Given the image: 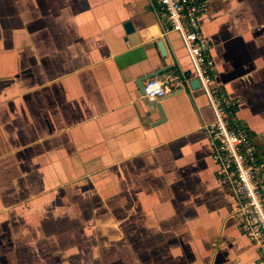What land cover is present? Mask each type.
<instances>
[{
  "label": "crops",
  "instance_id": "0c3cea01",
  "mask_svg": "<svg viewBox=\"0 0 264 264\" xmlns=\"http://www.w3.org/2000/svg\"><path fill=\"white\" fill-rule=\"evenodd\" d=\"M209 16L213 85L264 160V0ZM168 66L192 77L150 0H0V264H264L231 216L203 90L138 89Z\"/></svg>",
  "mask_w": 264,
  "mask_h": 264
},
{
  "label": "built area",
  "instance_id": "2783aa9c",
  "mask_svg": "<svg viewBox=\"0 0 264 264\" xmlns=\"http://www.w3.org/2000/svg\"><path fill=\"white\" fill-rule=\"evenodd\" d=\"M166 29L177 32L197 78L214 112L213 122L203 126L211 158L223 187L232 195L231 216L238 228L264 257V160L257 152L252 133L235 118L240 100H229L213 85L211 40L201 31L209 19L211 0H150ZM176 72H163L143 82L144 96L156 100L179 88Z\"/></svg>",
  "mask_w": 264,
  "mask_h": 264
},
{
  "label": "water",
  "instance_id": "95a60500",
  "mask_svg": "<svg viewBox=\"0 0 264 264\" xmlns=\"http://www.w3.org/2000/svg\"><path fill=\"white\" fill-rule=\"evenodd\" d=\"M124 28H125V31H126V32H131V31L133 30V27H132V25H131V22H129V21H128V22H125V24H124ZM158 47H159L160 52H161L162 54H164V48H163L162 43H159V44H158ZM169 68H170L169 66H168V67H165V68H162V69L158 70L157 72H155L153 75H152V74H149V75L146 76L145 78H141V79H139V81L137 82V86H138V89L140 90V92H141L142 94H144V90H143V80H144V79H149V78H151V77H153V76H155V75H158V74H160V73H163V72L169 70ZM189 85H190L193 89H195V88H199V87H200V82H199V80H198L197 78H193V79H191V80L189 81ZM154 106L158 109V111H159V113H160V116H161V120H165V116H164L163 111L161 110L160 105H159V104H154Z\"/></svg>",
  "mask_w": 264,
  "mask_h": 264
}]
</instances>
